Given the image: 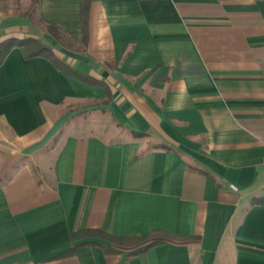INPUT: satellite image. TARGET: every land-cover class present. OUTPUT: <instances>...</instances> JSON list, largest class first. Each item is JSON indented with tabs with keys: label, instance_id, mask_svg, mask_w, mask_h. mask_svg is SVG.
<instances>
[{
	"label": "crops",
	"instance_id": "0c3cea01",
	"mask_svg": "<svg viewBox=\"0 0 264 264\" xmlns=\"http://www.w3.org/2000/svg\"><path fill=\"white\" fill-rule=\"evenodd\" d=\"M8 38L59 64H0V264H264V0H0Z\"/></svg>",
	"mask_w": 264,
	"mask_h": 264
},
{
	"label": "trees",
	"instance_id": "16d2710c",
	"mask_svg": "<svg viewBox=\"0 0 264 264\" xmlns=\"http://www.w3.org/2000/svg\"><path fill=\"white\" fill-rule=\"evenodd\" d=\"M88 11H89V4L88 2H85L82 5L83 36H84L85 41L87 39ZM47 28L49 32L53 34L55 37L58 36L59 30L56 27L48 26ZM14 45H18L19 47H21L25 56L27 57L45 56L57 62L54 59L55 54H54L52 47L50 45L43 43L39 39H36V38H25V39L8 38L0 42V64L3 62V59L5 55L7 54V52L9 51V49ZM73 73L75 74V72ZM76 73L81 79L85 81H89L94 84L101 83L98 80L88 75H83L78 72ZM71 236L73 239L85 238V237L102 238V239L109 241L112 244L123 246V247L138 246L133 252L130 253L131 255L143 253L147 251L149 248H151L152 246L162 243L163 239L161 238H165V237L174 238V235L167 233V232H163V231H153V232L140 234V235H136L132 237H117V236H112L108 233H105L101 229H85L80 232H72ZM91 244H94V243H91ZM110 251L116 252L118 250L112 247L110 248ZM70 253L71 251H67L61 254V256H66Z\"/></svg>",
	"mask_w": 264,
	"mask_h": 264
},
{
	"label": "rangeland",
	"instance_id": "374dc122",
	"mask_svg": "<svg viewBox=\"0 0 264 264\" xmlns=\"http://www.w3.org/2000/svg\"><path fill=\"white\" fill-rule=\"evenodd\" d=\"M30 9H31L32 11L34 10V4H31V5H30ZM0 162H1V163H0V169H1V168L3 167V163H2L3 160H2V157H0ZM8 175H9V173H7V172L5 173V172H1V171H0V182L3 181V180H5V179L8 177Z\"/></svg>",
	"mask_w": 264,
	"mask_h": 264
}]
</instances>
